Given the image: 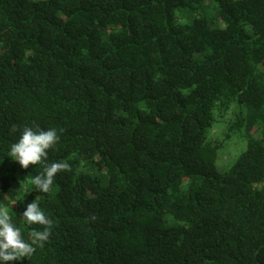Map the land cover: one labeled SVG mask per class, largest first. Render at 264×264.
Instances as JSON below:
<instances>
[{
    "label": "trees",
    "instance_id": "obj_1",
    "mask_svg": "<svg viewBox=\"0 0 264 264\" xmlns=\"http://www.w3.org/2000/svg\"><path fill=\"white\" fill-rule=\"evenodd\" d=\"M37 125L72 169L48 193L8 155ZM35 199L50 238L9 264H264V0H0V206L29 242Z\"/></svg>",
    "mask_w": 264,
    "mask_h": 264
},
{
    "label": "clouds",
    "instance_id": "obj_2",
    "mask_svg": "<svg viewBox=\"0 0 264 264\" xmlns=\"http://www.w3.org/2000/svg\"><path fill=\"white\" fill-rule=\"evenodd\" d=\"M11 131H17V126L13 125ZM59 140L60 136L55 128L43 130L38 125L35 129L25 126L18 142L11 145L8 153L24 169H28L30 165L44 164L43 171L32 180L35 190L42 193L50 192L55 177L59 173L72 170L67 162L46 163L49 151L57 145ZM22 216L28 225H40L43 226V230H33L29 236L30 242L26 241L21 229L12 223L8 209L0 206V261L4 264L22 260L25 257L30 259L36 249L43 248L44 243L50 238L54 223L45 215L36 199L27 204Z\"/></svg>",
    "mask_w": 264,
    "mask_h": 264
},
{
    "label": "rangeland",
    "instance_id": "obj_3",
    "mask_svg": "<svg viewBox=\"0 0 264 264\" xmlns=\"http://www.w3.org/2000/svg\"><path fill=\"white\" fill-rule=\"evenodd\" d=\"M217 132L218 131L216 130V128L212 129V133ZM241 141L242 139L240 138V135L235 134L232 138H230L224 143V145L219 150L218 157L216 160L217 169L223 171L232 163V161L242 150L243 142ZM244 145H246L245 142Z\"/></svg>",
    "mask_w": 264,
    "mask_h": 264
}]
</instances>
